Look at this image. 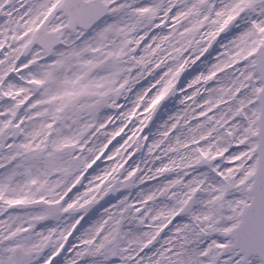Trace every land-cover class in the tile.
Instances as JSON below:
<instances>
[{
    "label": "snow or ice",
    "instance_id": "obj_1",
    "mask_svg": "<svg viewBox=\"0 0 264 264\" xmlns=\"http://www.w3.org/2000/svg\"><path fill=\"white\" fill-rule=\"evenodd\" d=\"M0 264H264V0H0Z\"/></svg>",
    "mask_w": 264,
    "mask_h": 264
},
{
    "label": "flooded vegetation",
    "instance_id": "obj_2",
    "mask_svg": "<svg viewBox=\"0 0 264 264\" xmlns=\"http://www.w3.org/2000/svg\"><path fill=\"white\" fill-rule=\"evenodd\" d=\"M192 70L191 69H189V72H191ZM161 111H163V110H161ZM119 139V138H118Z\"/></svg>",
    "mask_w": 264,
    "mask_h": 264
}]
</instances>
